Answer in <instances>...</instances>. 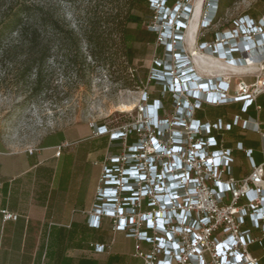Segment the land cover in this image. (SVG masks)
Masks as SVG:
<instances>
[{
    "label": "built area",
    "instance_id": "obj_1",
    "mask_svg": "<svg viewBox=\"0 0 264 264\" xmlns=\"http://www.w3.org/2000/svg\"><path fill=\"white\" fill-rule=\"evenodd\" d=\"M148 1L155 15L147 30L156 34L155 51L161 48L162 56L139 81L134 115L91 128L93 137L107 138L109 151L87 224L98 229L108 220L113 232L134 240L133 256L143 264H264V129L242 118L250 108L259 111L264 97V4L260 17L240 16L205 40L219 0H204L189 48L194 0L171 7L166 0ZM196 55L236 70L201 76L192 64ZM232 105L240 114L230 122L197 118L205 107ZM234 126L260 137V163L241 143L226 146L225 134ZM71 145L56 146L55 156ZM234 151L250 168L238 178ZM107 248L93 246L95 253Z\"/></svg>",
    "mask_w": 264,
    "mask_h": 264
},
{
    "label": "rangeland",
    "instance_id": "obj_2",
    "mask_svg": "<svg viewBox=\"0 0 264 264\" xmlns=\"http://www.w3.org/2000/svg\"><path fill=\"white\" fill-rule=\"evenodd\" d=\"M129 0H0V25L4 15L19 5L57 21L66 31L56 35L42 30L45 47L31 53L19 43L18 34L0 37V135L14 148L34 151L71 128L118 123L134 115L120 106L135 102L152 60L155 44L132 45L135 57L128 63L119 26ZM264 0H235L221 11L205 34L226 27L243 15L260 17ZM194 5V4H193ZM146 10L132 12L143 15ZM141 28L127 25L126 36L140 38L155 13L147 10ZM190 20V19H189ZM187 31V30H186ZM89 40H97V49ZM128 45V44H127ZM156 52V54H154ZM32 68L29 76L22 73ZM36 68L41 71L35 85ZM244 163V162H243Z\"/></svg>",
    "mask_w": 264,
    "mask_h": 264
},
{
    "label": "crops",
    "instance_id": "obj_3",
    "mask_svg": "<svg viewBox=\"0 0 264 264\" xmlns=\"http://www.w3.org/2000/svg\"><path fill=\"white\" fill-rule=\"evenodd\" d=\"M192 64L199 75L208 73L195 60ZM257 104L259 111L250 108L242 118L250 117L264 129V97ZM239 107H205L197 118L230 122L240 114ZM225 140L229 148L241 143L251 149L254 161L261 162L262 141L257 134L234 126ZM63 142L72 145L57 157L54 148ZM108 151L107 138L93 137L90 129L57 132L53 141L31 152L14 148L0 135V264H143L133 256L134 240L113 232L108 220L102 219L98 229L87 224ZM233 156V175L248 174L245 156L238 151ZM4 211L16 219L3 220ZM94 245L108 248L95 253Z\"/></svg>",
    "mask_w": 264,
    "mask_h": 264
},
{
    "label": "trees",
    "instance_id": "obj_4",
    "mask_svg": "<svg viewBox=\"0 0 264 264\" xmlns=\"http://www.w3.org/2000/svg\"><path fill=\"white\" fill-rule=\"evenodd\" d=\"M63 1H75V0H63ZM92 1V0H87ZM177 0H166V5L171 7ZM235 0H219L218 5V13L217 18L220 17L221 11L223 9L229 8ZM137 9H145L143 15L133 13L132 11ZM149 1L148 0H129L128 8L126 13L124 14V18L119 26L120 35H123V47H124V55L126 56L127 62L132 63L135 57V50L132 48V45L137 42H143L146 40V44H155L156 34L145 31L142 32L140 38H130L126 36L124 33V29L127 25H134L136 28H141V25L144 22V18L147 17L146 12L149 10ZM247 16H250L246 14ZM253 19H256L255 16H250ZM48 29L52 33L56 35L65 34L66 31L64 28L53 19H46L41 14H38L36 18H32L30 16V9L25 5H19L13 9H10L5 15L0 25V37L5 33H16L18 34L19 43L22 47L31 53L33 50L39 49L41 47H45L42 43V30ZM90 44H93L97 49L100 48L99 42L96 40H89ZM128 44V45H127ZM161 48L156 49V52H160ZM32 71L31 67H28L22 73L24 76H29ZM40 74L41 71L36 68L35 72V85L40 84ZM147 75V71L145 73V77ZM144 77V80H145Z\"/></svg>",
    "mask_w": 264,
    "mask_h": 264
},
{
    "label": "bare ground",
    "instance_id": "obj_5",
    "mask_svg": "<svg viewBox=\"0 0 264 264\" xmlns=\"http://www.w3.org/2000/svg\"><path fill=\"white\" fill-rule=\"evenodd\" d=\"M203 1L204 0H194L192 15L190 17V20H189V23L186 29L187 30L186 31V42L189 45V48L192 46V43L194 42L195 34L198 30L199 17H200ZM194 60L198 68L208 73L220 74L226 70H229L228 68H230V67H226V65L223 62L215 58H212L210 56L196 55ZM230 69L233 71L236 70L234 68H230ZM134 107H135V102H132L129 104L121 105L120 109L122 110V112H131L133 111Z\"/></svg>",
    "mask_w": 264,
    "mask_h": 264
}]
</instances>
